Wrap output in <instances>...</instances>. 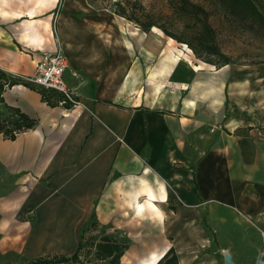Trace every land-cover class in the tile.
Masks as SVG:
<instances>
[{"label": "crops", "instance_id": "crops-1", "mask_svg": "<svg viewBox=\"0 0 264 264\" xmlns=\"http://www.w3.org/2000/svg\"><path fill=\"white\" fill-rule=\"evenodd\" d=\"M123 22L87 0H0V81L58 42L80 100L2 92L35 125L0 136V259L70 257L93 219L126 244L120 264H243L264 222V66L215 67Z\"/></svg>", "mask_w": 264, "mask_h": 264}, {"label": "trees", "instance_id": "trees-1", "mask_svg": "<svg viewBox=\"0 0 264 264\" xmlns=\"http://www.w3.org/2000/svg\"><path fill=\"white\" fill-rule=\"evenodd\" d=\"M227 15L239 21L242 28L254 31L255 27L264 31V7L261 0H215ZM89 5L96 9H106L128 22H132L136 28L143 32H149L152 28H159L164 35L176 42L185 43L187 48L198 60L220 67L231 64L223 53L219 51L215 43L214 29L208 22L209 12L203 6L195 4L191 0H166L172 11L182 13L184 25L187 27H197L195 34L196 43L183 40L176 34L170 32L156 21V14L153 10L147 9L139 0H87ZM20 83L14 78H6L1 75L0 81V103L3 104L4 111L0 112V136L4 139L13 140L15 137L35 125V120L23 113L20 109L8 106L3 103L2 92L4 89L14 84ZM34 88V86H31ZM44 102L49 106L57 105L61 95L53 90L37 88ZM97 227L93 219L82 230L76 251L70 257L58 256L53 258H37L28 264H50L72 261L80 262L79 252L85 249L89 253V248H94L93 258L101 264H120L126 244L113 239L112 237L100 234L98 238L89 234ZM89 234V236L87 235Z\"/></svg>", "mask_w": 264, "mask_h": 264}, {"label": "rangeland", "instance_id": "rangeland-1", "mask_svg": "<svg viewBox=\"0 0 264 264\" xmlns=\"http://www.w3.org/2000/svg\"><path fill=\"white\" fill-rule=\"evenodd\" d=\"M147 9L153 10L156 14V21L167 28L168 31L176 34L183 42L190 40L196 43L195 34L197 27H187L184 25L182 13L172 11L166 0H139ZM195 4L203 6L209 12L208 22L214 29L215 43L221 53L227 56L230 63L249 64L264 66V31L255 27L254 31L242 28L239 21L233 19L221 8L215 0H191ZM260 4L264 7V0ZM57 8L54 10V17ZM125 20V19H124ZM126 29L136 28L132 22H123ZM155 32L162 31L155 27ZM181 52L192 53L188 51L185 43H179ZM193 55V53H192ZM194 56V55H193ZM195 58V56H194ZM197 59V58H195ZM198 60V59H197ZM6 112L3 111V114ZM246 235L253 239V248L240 249L239 259L243 264H256L257 259L264 261V222L246 230ZM3 234H0V238ZM93 259V257H91ZM0 264H26L22 259L14 257L13 259H0Z\"/></svg>", "mask_w": 264, "mask_h": 264}, {"label": "built area", "instance_id": "built-area-1", "mask_svg": "<svg viewBox=\"0 0 264 264\" xmlns=\"http://www.w3.org/2000/svg\"><path fill=\"white\" fill-rule=\"evenodd\" d=\"M65 66L66 62L61 46L56 42L55 49L42 55L32 74L16 73L12 78L28 86L56 91L61 95L58 104L69 110L79 106L80 100L78 94L63 81L62 74Z\"/></svg>", "mask_w": 264, "mask_h": 264}, {"label": "water", "instance_id": "water-1", "mask_svg": "<svg viewBox=\"0 0 264 264\" xmlns=\"http://www.w3.org/2000/svg\"><path fill=\"white\" fill-rule=\"evenodd\" d=\"M225 264H233V262L231 261V257L229 255L225 257ZM256 264H264V261L257 259Z\"/></svg>", "mask_w": 264, "mask_h": 264}, {"label": "bare ground", "instance_id": "bare-ground-1", "mask_svg": "<svg viewBox=\"0 0 264 264\" xmlns=\"http://www.w3.org/2000/svg\"><path fill=\"white\" fill-rule=\"evenodd\" d=\"M188 51H190V50L188 49Z\"/></svg>", "mask_w": 264, "mask_h": 264}]
</instances>
